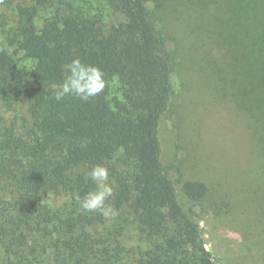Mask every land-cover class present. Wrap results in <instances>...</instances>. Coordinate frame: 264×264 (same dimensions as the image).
Instances as JSON below:
<instances>
[{
    "label": "trees",
    "instance_id": "1",
    "mask_svg": "<svg viewBox=\"0 0 264 264\" xmlns=\"http://www.w3.org/2000/svg\"><path fill=\"white\" fill-rule=\"evenodd\" d=\"M237 5L0 2V263L217 264L201 228L209 187L186 180L178 188L161 127L179 108L175 75H197L216 47L234 48L236 62H209L205 78L264 114V33L240 5L241 20L254 23L232 45ZM74 58L102 70L104 91L87 102H57L52 86ZM94 165L109 169L106 204L118 210L115 219L79 209L77 194L95 190L85 179Z\"/></svg>",
    "mask_w": 264,
    "mask_h": 264
},
{
    "label": "rangeland",
    "instance_id": "2",
    "mask_svg": "<svg viewBox=\"0 0 264 264\" xmlns=\"http://www.w3.org/2000/svg\"><path fill=\"white\" fill-rule=\"evenodd\" d=\"M240 5L249 7L248 16L256 15V30L264 33V0H238L229 34L232 45L254 23L241 20ZM233 25L240 33L234 32ZM213 57L200 61V69L199 62L197 75L190 71L174 77L179 108L164 118L161 127L165 166L178 188L186 180L203 181L209 187L208 213L201 228L217 264H264V114L254 103L251 107L243 100L237 105L219 93L210 71H204L209 62H234V48L227 53L216 47Z\"/></svg>",
    "mask_w": 264,
    "mask_h": 264
},
{
    "label": "clouds",
    "instance_id": "3",
    "mask_svg": "<svg viewBox=\"0 0 264 264\" xmlns=\"http://www.w3.org/2000/svg\"><path fill=\"white\" fill-rule=\"evenodd\" d=\"M64 73L63 81L52 86L57 102L67 96L87 102L104 91V73L97 66L74 58L64 65ZM85 179L94 183L95 190L87 192L83 197L77 194L79 209L85 213L99 212L105 219H115L119 215L118 210L106 204L113 194L109 182V169L104 165H94L86 172Z\"/></svg>",
    "mask_w": 264,
    "mask_h": 264
}]
</instances>
